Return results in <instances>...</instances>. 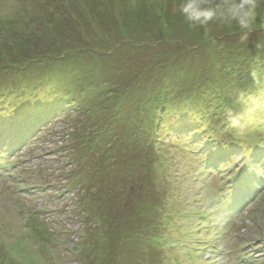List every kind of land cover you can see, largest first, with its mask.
Returning <instances> with one entry per match:
<instances>
[{
    "label": "rangeland",
    "instance_id": "1",
    "mask_svg": "<svg viewBox=\"0 0 264 264\" xmlns=\"http://www.w3.org/2000/svg\"><path fill=\"white\" fill-rule=\"evenodd\" d=\"M174 2L0 0V137L12 135L13 143L22 133L25 138L14 154L19 167L0 169V264H152L149 244L135 241L127 249L109 224L101 235L106 243L84 244L97 231L92 213L107 190L114 191L101 182H112V171L136 167L159 179V189L176 194L181 207L192 209L197 198L204 209L193 224L174 217L173 243L154 254L161 264H232L228 242L237 229L236 241L238 234L256 241V260L264 257V171L249 161L258 148L245 156L251 143L240 142L264 138L258 122L264 121V87L248 74L250 65L264 70V51L255 47L264 42V25L246 43L235 27L205 35L182 23ZM110 62L116 68L111 77ZM240 95L256 104L235 103ZM229 107L249 118L241 128L223 125L214 137V124L223 122ZM105 131L114 136L108 143L118 142L117 155L103 147ZM222 131L230 142H223ZM204 152L220 153L215 164L259 191L245 217L231 218L222 207V183L214 189ZM87 162L94 163L92 175ZM254 171L260 180L251 178ZM72 180L81 183L71 187ZM245 190L243 185L236 196ZM186 236L190 245L181 242ZM92 244L97 259L79 251Z\"/></svg>",
    "mask_w": 264,
    "mask_h": 264
},
{
    "label": "trees",
    "instance_id": "2",
    "mask_svg": "<svg viewBox=\"0 0 264 264\" xmlns=\"http://www.w3.org/2000/svg\"><path fill=\"white\" fill-rule=\"evenodd\" d=\"M106 70L111 77V71L114 72L116 71L114 62H110V64L108 63ZM178 99L180 100L181 98ZM105 105H109V104L107 103ZM109 106L113 107L112 104H110ZM178 108L185 110V104L183 101H180V106ZM102 111L104 110L102 109ZM100 121L101 119L97 118L95 127L98 125L100 126L101 124ZM258 122L260 123L259 128L262 131H264V121L262 122L258 121ZM214 125H215V129L213 130L212 134L214 135V137H216V133H218L219 129L222 128L223 125L225 129L226 123L225 120L223 119L222 123L220 124L217 123ZM96 129L98 128L96 127ZM110 129H114L113 124L110 125ZM110 132L112 131L109 132L105 131V133H103L101 137L102 140L101 143H104L102 144L103 147L106 146L107 149H113V154L117 155V148L115 147L118 142L114 143V145L113 143L107 142L114 140L113 139L114 136ZM255 132H256L255 130H250V134ZM220 134H221L220 136L223 137L224 143L230 142L228 141L230 137H226L225 132L222 131ZM220 136H218V138ZM1 138H3V140L0 139V149L1 151H4V153L9 152V154L13 153L15 150L19 151L21 149L19 143L23 139L25 140L24 133H22L19 139L20 142L13 143V145L9 147L8 144L9 138L13 139V136L11 135L8 138L5 137V139L2 136ZM218 138L217 141L221 140L222 142V139H218ZM105 142H107V144H105ZM240 142L242 144L251 143V145L244 150L245 156L249 155L250 151L252 153L255 152L256 148H258L257 152H255L253 156L249 157V161H252L253 162L252 164L255 163L257 164L258 168L255 169V171L260 170L261 167H262L261 168L262 171H264V138L261 140L258 139L254 141V143L251 140H249L248 143L244 142L243 140H240ZM251 146L253 149H251ZM14 148L16 149L14 150ZM92 148L95 147L93 146ZM220 155H221L220 153H214L213 155H210L209 153L204 152L202 158L203 167L206 168L207 174L211 176L213 187L214 186L216 187L219 181L222 183L221 185L218 186V189L216 188L217 191L220 192V194L218 195L217 191L216 194L218 195V197L221 196L220 203L224 208V210L233 209V210L241 211L245 206V202L247 203V201L250 200L249 198H251V196L253 197L256 196L259 191L252 189L254 187H251V185L242 181L241 177L238 174L228 173L225 170L226 167L215 164L214 156H218L217 158L220 159L221 158ZM6 157H8V155L7 156L4 155V158L0 160V168L10 167V164H13L12 162H10V159H7ZM131 159H134V161L136 160L135 162H137L140 159V157H135V158L132 157ZM225 161L227 160H224V162ZM113 165L114 163L109 165L108 168H110ZM93 166L94 163L90 165L88 164V162L85 165L86 167L85 170L87 173H89L88 175H92V172L95 173V170L92 169ZM255 171L251 173L250 175L251 178H256L260 180L258 175L255 173ZM121 172L123 173L119 177L118 175ZM140 172H141L140 168L137 167L135 168V170L131 169L129 171H123L122 169L119 170V172L112 171L107 176L109 178H112L111 180L112 182L109 181L106 182L105 180L101 182L102 187L105 184H107V186L111 185L114 191L109 192L107 190L108 195L104 196V200H105L104 204L100 207L99 210L94 211V213H92L93 221L97 227L96 229L97 231L95 233V236H91V237L88 236L84 244L85 243L87 244L90 241H96L99 244V246H101L103 244L102 241L106 243V240H104V238L102 239L101 235L104 236L106 232L105 226L109 224L110 228L114 227L112 236L117 237V239H122L124 243L123 246L125 248L129 249L133 246L135 247L136 246L135 241L139 245L149 244L152 247V251L148 252L146 256L148 255L151 256L152 264H161L162 262L159 260L161 257L156 258L154 254H158V255L163 254L161 251L165 249L166 245H171V243H173L171 238V232H172L171 228H172V224L175 223L174 217H178L180 219L184 217V219L186 218L185 220H190L191 224H193V222L196 221L195 219H197V215L203 218L204 209L201 207V203L197 201V198L195 199L196 201H194L197 204L195 206H191L192 209L181 207L180 205H178L179 203L176 200V196H177L176 194L171 195L167 193V191L164 190L163 188L159 189V184H158L159 179H156V177H154L151 174H148V176L147 175L144 176V174ZM79 183H81V180H72L70 186L71 187L74 185L78 186ZM260 183H262V185L260 186L261 187L260 191H261V189L264 190V182L261 181ZM243 185H246L247 191L245 190L242 197L236 196V194L238 193L237 189L242 188ZM139 191L143 193H147V197L144 199L143 198L139 199L138 196ZM118 199H121L123 203L118 204L117 203ZM141 200H144L145 204H140ZM122 204L124 205L122 206ZM88 206L91 205L89 204ZM128 211L130 213H127ZM100 229H102V231L104 230V232H102ZM187 239L189 238L186 236V238H184V240L181 242L190 245L189 242L190 240ZM186 240L187 242H185ZM192 241L191 244H195ZM93 245L95 244L87 246L88 248L85 247V249H80L78 247L80 249L78 250L84 251L86 252L87 256L95 257V259H97L98 258L97 255L99 254L97 252L98 247L94 249ZM111 246L116 247V245L115 246L111 245ZM110 251H112V255H113V251L115 252V250L113 249H110ZM239 251L241 254L243 252V247H241ZM81 254L83 256L85 255V253H81Z\"/></svg>",
    "mask_w": 264,
    "mask_h": 264
},
{
    "label": "clouds",
    "instance_id": "3",
    "mask_svg": "<svg viewBox=\"0 0 264 264\" xmlns=\"http://www.w3.org/2000/svg\"><path fill=\"white\" fill-rule=\"evenodd\" d=\"M171 7L189 30L203 29L208 35L212 28L235 27L241 43L249 41L258 24L264 25L261 12L264 0H175ZM255 47L258 51H264V42H256ZM248 74L257 88L264 87V70L250 65ZM235 103L248 107L255 105L256 100L240 95ZM248 118L249 112L234 111L231 107L224 113L225 123L231 128L244 127Z\"/></svg>",
    "mask_w": 264,
    "mask_h": 264
}]
</instances>
